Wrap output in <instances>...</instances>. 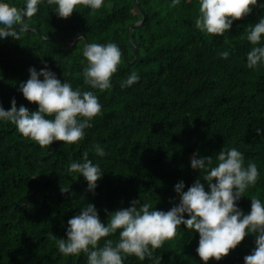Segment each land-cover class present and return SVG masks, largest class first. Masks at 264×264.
Segmentation results:
<instances>
[{"label": "trees", "instance_id": "16d2710c", "mask_svg": "<svg viewBox=\"0 0 264 264\" xmlns=\"http://www.w3.org/2000/svg\"><path fill=\"white\" fill-rule=\"evenodd\" d=\"M7 2L18 6L23 0ZM169 2L105 0L96 10L80 4L67 18L45 2L20 40L0 41V102L6 109L13 97L18 106L38 107L18 90L31 66L39 70L47 61L62 80L88 88L82 76L84 44L111 40L122 51L113 87L96 90L102 114L78 143L40 146L15 124L0 121V264H87L84 253L65 256L58 250L54 236L66 238L69 218L93 202L106 222L105 208L128 207L139 197L168 210L179 201L174 185L183 179L187 190L200 174L191 167L197 150L215 156L223 146L239 148L246 162H257L260 178L238 204L248 211L250 197L264 198V136L256 132L264 127V65H246L252 46L246 38L248 24L264 10L254 7L235 20L225 37L195 26L198 0H181L176 7ZM132 70L140 80L121 87ZM97 142L106 156L93 151ZM85 151L105 170L94 192L82 175L68 171L70 161ZM198 241V232L179 226L156 256L162 257L160 264H204L196 252ZM253 247L255 235L250 234L208 264H244ZM125 264L152 261L130 255Z\"/></svg>", "mask_w": 264, "mask_h": 264}, {"label": "clouds", "instance_id": "9594fccd", "mask_svg": "<svg viewBox=\"0 0 264 264\" xmlns=\"http://www.w3.org/2000/svg\"><path fill=\"white\" fill-rule=\"evenodd\" d=\"M45 2L60 17L67 18L80 4L96 10L105 0H23L18 6L0 0V41L20 40L30 28V18ZM180 4L181 0L169 2L170 7ZM198 4L195 26L207 34L225 37L235 20L247 16L254 7L264 10V0H198ZM84 38L81 36L80 40ZM246 38L252 45L246 53V65L249 69L259 68L264 65V14L248 24ZM229 55L228 50L222 52L225 58ZM83 57L86 63L82 76L88 88L74 87L71 80H62L47 66V61H42L45 67L37 70L31 66L29 78L18 86L23 96L38 103V107L33 110L25 104L18 106L13 97L8 109L0 102V121L15 124L24 137L40 146H50L54 141L67 144L81 141L95 117L102 114L103 105L96 90L113 87L112 77L118 71L122 51L115 41L90 40L83 46ZM139 80V73L132 70L121 81V87L127 88ZM256 132L264 136V127H257ZM93 151L99 156L107 155L99 142L93 145ZM191 167L199 170V176L187 190L183 179L174 185L179 201L168 210L139 197L128 207L105 208V222L95 203H85L67 221L66 238L54 236L59 252L65 256L84 253L87 264H125L130 255L160 264L162 257L156 256L155 250L175 237L179 226L185 225L186 229L199 233L196 252L204 264L212 258L221 260L250 234L255 235V247L244 256V264H264V198L250 197L248 211L238 204L260 178L257 162H246L245 153L237 147L223 146L215 156L201 155L197 150L191 156ZM68 171L82 175L87 189L93 192L105 174L88 151L82 158L70 161ZM115 234L117 239L112 238Z\"/></svg>", "mask_w": 264, "mask_h": 264}, {"label": "water", "instance_id": "95a60500", "mask_svg": "<svg viewBox=\"0 0 264 264\" xmlns=\"http://www.w3.org/2000/svg\"><path fill=\"white\" fill-rule=\"evenodd\" d=\"M79 37L76 38V40L78 39Z\"/></svg>", "mask_w": 264, "mask_h": 264}]
</instances>
